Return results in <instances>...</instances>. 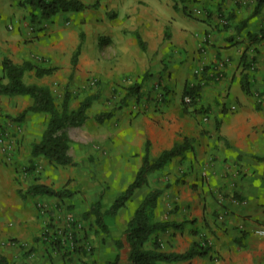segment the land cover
<instances>
[{
	"label": "crops",
	"instance_id": "1",
	"mask_svg": "<svg viewBox=\"0 0 264 264\" xmlns=\"http://www.w3.org/2000/svg\"><path fill=\"white\" fill-rule=\"evenodd\" d=\"M7 1H0V78L4 75L2 62L10 58L18 64H31L24 80L27 73L37 76V68L51 69L37 76L42 82H32L50 89L55 86L52 81L62 79L70 89L71 76L82 83L98 76L106 95H119L121 91L115 93L116 88L137 83L146 108L127 119L129 111L112 109L113 116L101 122L109 123L111 135L120 140L125 155L136 154L137 170L147 141L151 143V155L156 157L176 143L190 140L185 154L169 162L166 169L173 182L172 193L180 203L179 208L166 212L167 218L184 225L163 232L160 240L163 250L182 252L194 242L207 239L211 253L159 264H264V235L257 232L264 228V162L256 159L264 155V136L258 130L264 114L256 110L253 97L241 85L247 72L242 60L246 51L255 58L253 87L264 92V39L248 49V33L264 28V9L254 13L256 0H248V5L245 0H100L97 7L77 11L72 19L67 17L75 11L43 18L34 30L28 27L29 17L22 8L19 10L18 3L15 30L2 28ZM226 21L229 27L223 25ZM80 32L85 33L86 40L75 65L73 56L80 44ZM226 58L230 61L224 65ZM202 65L211 67L197 74ZM217 68L222 73L215 77ZM205 76L197 103L183 105L187 84L198 83ZM0 97L6 102V96L0 93ZM97 98L104 99L100 95ZM207 106L210 112L204 122L202 111ZM114 118L117 126L111 127ZM1 167L0 239L11 235L27 241L30 249L35 252L40 248L42 255L47 245L41 238H34L38 225L30 223L21 229L5 224L4 218L14 214L10 206L17 186L12 172ZM101 210L110 232L106 217L116 215ZM158 213L164 218L160 208ZM122 234L112 236L114 247ZM151 245L152 240L147 247ZM57 249L52 251V264H67L64 252ZM22 253V258L31 257L29 251ZM117 253L115 249L113 258ZM74 260V264H94L109 259L94 254ZM36 262L46 264L42 258ZM124 263L129 264L127 258H122L120 264Z\"/></svg>",
	"mask_w": 264,
	"mask_h": 264
},
{
	"label": "rangeland",
	"instance_id": "2",
	"mask_svg": "<svg viewBox=\"0 0 264 264\" xmlns=\"http://www.w3.org/2000/svg\"><path fill=\"white\" fill-rule=\"evenodd\" d=\"M83 1L89 3L91 0ZM17 3L19 10L23 9L26 12V16L29 17L30 23L28 27L30 30H34L37 25L36 22L39 23L42 19L37 17L34 19L35 21L31 20L30 9L22 6L17 0H8L4 3V11L6 13L3 16L6 17L2 20V28L15 30L18 25L17 14H15L17 12L15 4ZM245 3L248 5V0H245ZM74 11L71 10V12ZM76 12L68 15L67 19H72L76 16ZM222 18L224 19V17L220 16V19ZM223 25L229 27L231 24L226 21ZM10 26L14 27V29H11ZM207 38L209 36L205 39ZM79 39L83 46L86 40L84 32L79 33ZM102 42L104 43L105 40H102ZM227 61H230V59L226 58L223 61L224 65L227 64ZM207 67L210 68L211 65H202L196 71L197 74H202ZM218 72H220L219 69L216 73L219 75ZM76 78L69 77L68 84L71 86L70 89L65 87L67 84L65 79L51 80V83L55 85L51 91L57 103L61 104L66 89L70 91L72 108H76L87 94L100 95L104 99L96 98L94 100L89 110V119L84 123L69 126L62 130L70 139L69 152L74 158L72 164L58 165L44 155H34L32 153L33 144L41 140L47 127L49 114L30 111L29 107L32 102L30 97L3 94L6 96L4 97L6 102L0 100V104H3L0 106V169H2L1 165H3L7 171L12 172L14 185L17 186L12 195L10 206L14 210V214L7 215L4 221L7 228L15 227L16 225L24 229L30 223L38 225L37 235L34 238L37 237V240L41 238L47 245L43 247L44 254L41 255L40 248L34 252L30 249L32 245L29 242L18 237L19 240L13 239L11 235L1 238L0 256L10 257L15 264H37V258L45 259L46 264H52V251L56 250V248H58V252H64L62 255L67 259V264H74L76 257L82 259L86 256L92 257L94 254L102 256L104 259H113L116 246L114 247L112 241L114 237L112 236L124 232L126 223L133 216L140 201L150 190L153 188H161L163 190L156 211L157 218H159V208L162 216H164V218L159 219H166L168 212L180 206L178 197L172 193L171 186L173 182L167 176L170 173L167 172L168 167L166 165L148 175L147 183L136 190L133 198L118 215L110 218L106 217L111 233L102 231L95 219L90 215L87 216L93 204L99 199L102 200L103 211L107 210L114 199L133 180L138 168V164L135 161L136 154L132 152L125 155V152L121 151L120 140L113 138L111 135V130L113 129H109V123L99 122L96 116L100 112L122 109L130 112L126 115L127 119L135 111H142L143 108H146V104L141 103L140 97L139 99L133 97L132 102L127 101L128 103L126 104L122 102V94L126 93L128 85L115 89V93L121 91L119 95H112V93L111 95H106L102 91L103 81L98 76H92L86 82L84 81L85 83L80 82ZM4 80L2 77L0 78V81ZM25 81L27 83L42 82V78H37L34 72H31L27 73ZM84 84L86 85L83 86ZM95 88H97L96 91H94ZM117 89L118 91H116ZM72 95L74 96L72 97ZM263 95L264 92L262 90L254 87L253 94H250L254 99L256 110L261 114H264ZM221 108L225 109L226 105L222 104ZM229 110H232V108L229 107ZM202 112L203 116L206 117L204 119V122H206L210 107H204ZM219 121H216L217 126ZM112 123L111 127L117 126L116 118L112 120ZM258 130H261L264 136V122ZM33 183H45L55 189H62L67 194L63 198L46 194L29 195L27 189ZM15 212L18 213L15 214ZM162 233H159V239ZM23 247L27 249H23ZM24 250L29 251L31 257L22 258ZM126 255L127 249H122L121 256L123 260ZM27 261L30 263H27Z\"/></svg>",
	"mask_w": 264,
	"mask_h": 264
},
{
	"label": "trees",
	"instance_id": "3",
	"mask_svg": "<svg viewBox=\"0 0 264 264\" xmlns=\"http://www.w3.org/2000/svg\"><path fill=\"white\" fill-rule=\"evenodd\" d=\"M185 1V0H181ZM100 0L93 3H86L83 0H22L21 5L30 9L31 20L49 19L55 15L66 11H79L85 8L97 7ZM264 9V0H256L254 13H260ZM248 49L251 44L264 39V28L259 32H249ZM143 45V44H142ZM82 44L80 43L74 53L73 64H76ZM242 60L244 68L247 70L241 78V85L244 92L253 94V78L251 71L255 70V58L243 54ZM3 79L0 81V93L9 95H25L33 99V104L29 107L30 111L37 113L49 114L47 127L44 130L42 138L39 142L33 144L34 155H44L50 161L58 165H68L74 162L73 156L69 152L70 139L62 130L69 126L80 125L89 117V110L97 98L95 94L85 97L76 108L71 107L70 91L66 89L61 104L57 103L54 94L47 86H41L35 83H27L24 80L26 71L31 68L29 62L18 64L10 58H4L2 62ZM49 68H37V76H43L50 73ZM218 74H214L216 77ZM210 78L213 77L209 76ZM207 77L200 78L198 83H188L183 95L185 106L195 105L200 97V90L204 83L202 80ZM190 96L191 101L187 102L184 97ZM136 97L139 99V85L132 84L127 87V93L122 98V102L128 103L129 98ZM113 111L100 112L96 117L100 122L110 119ZM189 139L184 142L175 144L172 148L163 150L158 156L151 155V144L146 142L142 164L136 172L133 180L127 187L114 199L110 204L107 212L109 215H116L118 211L126 206L133 198L136 190L147 183L148 175L158 169L168 165L174 158L182 156L189 148ZM256 159L264 162V155H257ZM27 192L29 195L46 194L57 198H63L67 194L62 189H55L45 183L31 184ZM163 190L161 188H153L140 201L134 211L132 218L129 220L123 234L116 240V249L118 253L115 258L104 262H94V264H120L122 260L121 250L127 249L126 258L129 264H159L160 261L175 262L188 259L194 255H208L211 253V245L207 239L204 242H194L189 249L182 252H168L162 249V241L158 235L170 228H182L184 222L172 221L168 218H157L156 211L159 206L160 197ZM102 200L99 199L93 204L87 216L95 219L102 231L108 232V225L105 222L104 213L101 210ZM153 240L152 247H147ZM0 264H15L7 257L0 256Z\"/></svg>",
	"mask_w": 264,
	"mask_h": 264
},
{
	"label": "built area",
	"instance_id": "4",
	"mask_svg": "<svg viewBox=\"0 0 264 264\" xmlns=\"http://www.w3.org/2000/svg\"><path fill=\"white\" fill-rule=\"evenodd\" d=\"M10 28H12V26H10ZM184 99L187 101V102H190L191 101V97L190 96H185ZM259 234L261 235H264V228H260L258 231H257Z\"/></svg>",
	"mask_w": 264,
	"mask_h": 264
}]
</instances>
